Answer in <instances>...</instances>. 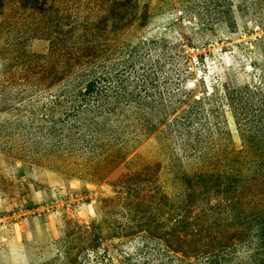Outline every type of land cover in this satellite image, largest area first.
<instances>
[{
    "label": "rangeland",
    "instance_id": "1",
    "mask_svg": "<svg viewBox=\"0 0 264 264\" xmlns=\"http://www.w3.org/2000/svg\"><path fill=\"white\" fill-rule=\"evenodd\" d=\"M263 106L264 0H0V264H264Z\"/></svg>",
    "mask_w": 264,
    "mask_h": 264
},
{
    "label": "trees",
    "instance_id": "2",
    "mask_svg": "<svg viewBox=\"0 0 264 264\" xmlns=\"http://www.w3.org/2000/svg\"><path fill=\"white\" fill-rule=\"evenodd\" d=\"M98 80L100 81V78L88 80L83 87V95L96 93L102 101V107L107 108L108 105H110L111 108H108V110L115 111L117 105L109 103V94L108 92H103L98 88L101 86L99 85ZM113 101H115V98ZM247 113L248 112H245L244 115L246 116ZM250 134L244 135L243 137L244 143H246L244 150H237L236 152L232 150L228 152V193L232 191L233 188L237 187V185L244 184L248 181L244 175V170H251L253 168L252 177L254 180L257 179L258 175L262 177L261 181L263 186H258L257 189L252 191L251 196L245 199L243 197L246 196L240 195L242 196L240 198H243L240 200L244 201L245 209H249V206L253 209L248 212L254 215L253 220L250 221L251 226L249 228L254 232L252 236L256 240V251H264V106L258 110V114H256V121L252 126H250ZM244 151L247 153H243ZM242 154L243 157H240ZM196 190L199 194L203 195L209 190V188L206 186H200L199 189H194V191ZM229 198L231 200L234 199L233 197ZM231 210L233 211V217L237 219L238 211L235 212L236 207L232 206ZM96 237L97 236L94 237V240H96ZM94 247L95 246L92 248ZM183 253V255H192L194 250H191L189 254L187 251H184ZM202 255H209V252L205 251ZM257 255L260 256L259 261H261L264 257L261 256L262 254H260V252ZM218 261L219 260L216 256H211L207 264H218Z\"/></svg>",
    "mask_w": 264,
    "mask_h": 264
}]
</instances>
